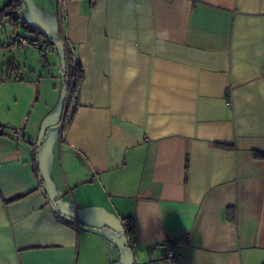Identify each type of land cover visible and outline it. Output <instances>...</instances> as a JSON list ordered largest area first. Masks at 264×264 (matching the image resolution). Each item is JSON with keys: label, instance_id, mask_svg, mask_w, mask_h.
Returning <instances> with one entry per match:
<instances>
[{"label": "crops", "instance_id": "1", "mask_svg": "<svg viewBox=\"0 0 264 264\" xmlns=\"http://www.w3.org/2000/svg\"><path fill=\"white\" fill-rule=\"evenodd\" d=\"M21 1L0 13V264H264V0Z\"/></svg>", "mask_w": 264, "mask_h": 264}, {"label": "trees", "instance_id": "2", "mask_svg": "<svg viewBox=\"0 0 264 264\" xmlns=\"http://www.w3.org/2000/svg\"><path fill=\"white\" fill-rule=\"evenodd\" d=\"M22 6L21 0H10L9 3L0 11L3 14H15ZM67 69L65 70V90H66V101H65V118L67 119L68 113L74 111L76 106V100L79 92V88L83 81V70L79 61H77L71 51L68 50L67 57ZM217 147L227 148L226 146L216 145ZM255 158L264 159V155L254 153ZM188 169V164H186ZM13 201V200H11ZM123 226L125 228V234L128 235L131 232V220H123Z\"/></svg>", "mask_w": 264, "mask_h": 264}, {"label": "built area", "instance_id": "3", "mask_svg": "<svg viewBox=\"0 0 264 264\" xmlns=\"http://www.w3.org/2000/svg\"><path fill=\"white\" fill-rule=\"evenodd\" d=\"M69 1H73V0H57L60 15L62 14V11L65 7V4ZM79 1H81V0H79ZM88 1L90 3L91 7H93L95 4V0H88ZM15 40L17 41L19 46L35 47L36 49H38L41 52L42 56L44 55V52L42 51L40 44L36 40H29V39H26L23 37H16ZM15 136L18 139H22L24 136V131L22 129H19L18 131L15 132ZM183 242L184 241H182V240H177V241L166 240V241H163L162 243L156 245L155 248L162 250L163 258L166 262L173 263L176 260L177 250L183 244Z\"/></svg>", "mask_w": 264, "mask_h": 264}, {"label": "rangeland", "instance_id": "4", "mask_svg": "<svg viewBox=\"0 0 264 264\" xmlns=\"http://www.w3.org/2000/svg\"><path fill=\"white\" fill-rule=\"evenodd\" d=\"M59 8V7H58ZM1 26H5L4 24H2ZM0 26V27H1ZM8 34H9V37L10 38H14L16 35H18V33H16L14 30H9V32H8ZM42 51L44 52V53H47V50L43 47L42 48ZM14 54V53H13ZM48 54V53H47ZM5 55H7V52L6 51H4V50H1V52H0V56H5Z\"/></svg>", "mask_w": 264, "mask_h": 264}, {"label": "water", "instance_id": "5", "mask_svg": "<svg viewBox=\"0 0 264 264\" xmlns=\"http://www.w3.org/2000/svg\"><path fill=\"white\" fill-rule=\"evenodd\" d=\"M2 134V131L0 130V135Z\"/></svg>", "mask_w": 264, "mask_h": 264}]
</instances>
